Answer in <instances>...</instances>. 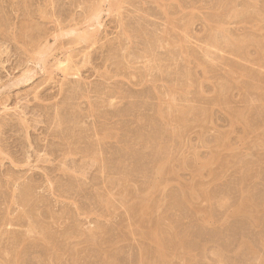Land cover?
<instances>
[{"label": "rangeland", "instance_id": "obj_1", "mask_svg": "<svg viewBox=\"0 0 264 264\" xmlns=\"http://www.w3.org/2000/svg\"><path fill=\"white\" fill-rule=\"evenodd\" d=\"M0 264H264V0H0Z\"/></svg>", "mask_w": 264, "mask_h": 264}, {"label": "bare ground", "instance_id": "obj_2", "mask_svg": "<svg viewBox=\"0 0 264 264\" xmlns=\"http://www.w3.org/2000/svg\"><path fill=\"white\" fill-rule=\"evenodd\" d=\"M101 11H102V10H101ZM100 14H101V12H99V11L96 10V11H95V15H93V17H95V18L97 17L96 19L98 20ZM90 27H91V26H90ZM91 34H92V33H91ZM41 55H42V54H40V57H39V58L41 59V62H42V60H44L45 57L43 58V55H42V57H41ZM44 56H46V55H44ZM42 58H43V59H42ZM37 59H38V58H37ZM40 59H39V60H40ZM34 60H35V59H34ZM35 61H36V60H35ZM42 63H43V62H42ZM44 63H45V62H44ZM29 72L32 73V71H27V72L23 75V78L20 79L22 82H23V80H24V81H25V80L27 81V79L30 78L29 75H31V73H29ZM28 73H29V74H28ZM26 81H25V82H26ZM18 82H19V81H18ZM18 82H17V83H18ZM19 83H20V82H19ZM25 200H26V199H25Z\"/></svg>", "mask_w": 264, "mask_h": 264}]
</instances>
